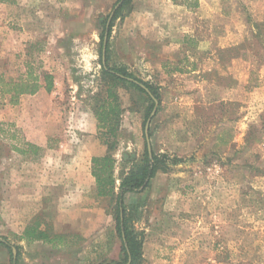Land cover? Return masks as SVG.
Instances as JSON below:
<instances>
[{"label": "rangeland", "instance_id": "rangeland-1", "mask_svg": "<svg viewBox=\"0 0 264 264\" xmlns=\"http://www.w3.org/2000/svg\"><path fill=\"white\" fill-rule=\"evenodd\" d=\"M194 1L133 0L106 52L110 67L157 89L152 149L179 158L130 197L142 264H264V0ZM120 2L0 1V76L17 80L31 64L54 77L52 91L17 103L0 95V240L11 245L0 244V264L122 259L115 202L92 175V158L108 151L95 113L108 87L101 33ZM117 90L118 186L144 152L155 102L145 122L143 94L123 82ZM69 191L90 194L70 201ZM38 221L63 235L57 245L23 237Z\"/></svg>", "mask_w": 264, "mask_h": 264}, {"label": "trees", "instance_id": "trees-1", "mask_svg": "<svg viewBox=\"0 0 264 264\" xmlns=\"http://www.w3.org/2000/svg\"><path fill=\"white\" fill-rule=\"evenodd\" d=\"M2 2L13 0H0ZM120 5L114 8L113 16L105 18L104 28L101 33V56L103 57V46L106 32H108L107 54L109 52L110 37L115 20L122 16L125 9L129 8L133 0H120ZM192 7L198 6V1L188 3ZM116 7V6H115ZM103 62V61H102ZM103 74L108 80L106 95L95 107V113L98 120L99 137L107 145L108 151L105 155H97L92 158V175L96 180V190L99 196H110L115 202V215L117 220V231L122 240L120 261L112 260L106 264H142L144 237L142 233L135 230L132 223L134 213V203H130L132 194L143 193L149 186L151 180L160 170H166L169 163H177L178 157H171L168 154H160L152 150L150 153L147 139H145L144 152L141 156L133 160L129 171L120 178V184L117 186V178L114 175L117 159L114 150L117 147L118 135L121 125L122 105L120 95L117 90L119 83H127L135 87L143 94V99L147 102L145 111V122L149 117L153 107L154 100L148 91L139 83L131 81L128 77L135 78L140 83L145 84L152 93L161 100L157 89L149 82L137 78L127 67H110L108 62L103 63ZM54 87V77L50 73H45L43 79L34 71V67L29 64L27 74L17 80H8L0 76V95L8 94L13 103H17L24 94H36L42 88L52 91ZM118 187V190L116 191ZM23 237L29 241L41 240L43 242L55 243V238L60 240L63 235L56 233L54 227L46 225L43 229L38 221L26 227ZM54 242V243H53ZM0 244L10 248L7 240H0ZM13 264H18L17 258L12 259Z\"/></svg>", "mask_w": 264, "mask_h": 264}, {"label": "water", "instance_id": "water-1", "mask_svg": "<svg viewBox=\"0 0 264 264\" xmlns=\"http://www.w3.org/2000/svg\"><path fill=\"white\" fill-rule=\"evenodd\" d=\"M118 6H119V4L116 5L115 8H117ZM113 12H112V14L109 17L108 23L110 22V20H111V18L113 16ZM107 42H108V32H106L105 38H104V46H103V63L104 64L106 63ZM128 79L139 83L143 88H145L148 91V93L151 95V97L153 98V100L155 102V107H154L150 117L148 118V120L146 122V126H145V134H146V139H147V142H148V148H149L150 153H152L153 149H152L151 138H150V126H151L152 119H153V117L155 116V114L157 112L159 101H158L157 97L152 93L150 88H148L145 84L140 83L139 81H137V80H135V79H133L131 77H128ZM13 252H14L15 257H16V252H17L16 248H13Z\"/></svg>", "mask_w": 264, "mask_h": 264}, {"label": "crops", "instance_id": "crops-1", "mask_svg": "<svg viewBox=\"0 0 264 264\" xmlns=\"http://www.w3.org/2000/svg\"><path fill=\"white\" fill-rule=\"evenodd\" d=\"M87 164H88V166H87L88 167V173H90L89 170L91 169V158L88 159ZM74 165H76L78 167H76V169L71 172V175L74 178H77V176H80V174H81V170L83 169V164L80 160L76 159V160H74ZM81 193L89 195L90 191H69V195L72 197V199L70 201H75V197L80 195ZM26 195H28V194H26ZM26 204H29V202H27Z\"/></svg>", "mask_w": 264, "mask_h": 264}]
</instances>
